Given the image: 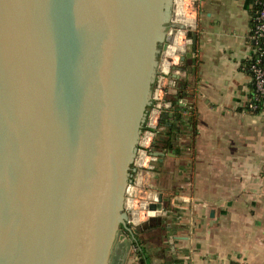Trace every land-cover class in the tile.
Returning a JSON list of instances; mask_svg holds the SVG:
<instances>
[{
  "label": "water",
  "instance_id": "obj_1",
  "mask_svg": "<svg viewBox=\"0 0 264 264\" xmlns=\"http://www.w3.org/2000/svg\"><path fill=\"white\" fill-rule=\"evenodd\" d=\"M175 5L0 0V264H109L137 231L125 191Z\"/></svg>",
  "mask_w": 264,
  "mask_h": 264
},
{
  "label": "crops",
  "instance_id": "obj_2",
  "mask_svg": "<svg viewBox=\"0 0 264 264\" xmlns=\"http://www.w3.org/2000/svg\"><path fill=\"white\" fill-rule=\"evenodd\" d=\"M254 4L196 2L190 55H181L169 84L182 116L163 117L158 167L141 177L163 195L165 211L161 222L133 233L151 264H264V106L249 110ZM133 234L122 229L109 264H139Z\"/></svg>",
  "mask_w": 264,
  "mask_h": 264
},
{
  "label": "built area",
  "instance_id": "obj_3",
  "mask_svg": "<svg viewBox=\"0 0 264 264\" xmlns=\"http://www.w3.org/2000/svg\"><path fill=\"white\" fill-rule=\"evenodd\" d=\"M196 2L193 0L192 6L196 13ZM176 18V16H175ZM174 33L171 42L165 51L164 58L160 61L157 81L152 89V103L149 113L144 123L139 139L138 150L132 165L131 179L125 191L124 208L128 213V225L135 229L148 222L154 217H163L165 211L162 206L160 192L153 184L141 181L143 172L155 171L158 167V158L155 154V145L158 134L162 130V119L168 113H174L176 104L170 97V87L175 85V75L179 71L177 67L180 57L186 53L193 39L188 36L189 30L196 28V19L192 29L187 25L174 19ZM179 34H183V44H178ZM255 44L256 53L250 59L249 69L253 75L254 96L249 103V109L259 111V102H264V0H255L252 9V30L250 37ZM157 204L156 209L151 205ZM132 251L137 255L138 247L131 245ZM139 262V257L137 255Z\"/></svg>",
  "mask_w": 264,
  "mask_h": 264
},
{
  "label": "trees",
  "instance_id": "obj_4",
  "mask_svg": "<svg viewBox=\"0 0 264 264\" xmlns=\"http://www.w3.org/2000/svg\"><path fill=\"white\" fill-rule=\"evenodd\" d=\"M249 65H250V63L248 62V67H249ZM262 65L264 66V59L262 60ZM263 106H264V102H259V108L261 109ZM249 110H251V109H249ZM179 111H180V108L178 107V105H176V110H175V112L172 115L174 119H176V118H177V120L181 119L182 114ZM251 111L252 112H257L258 110L257 111L251 110ZM163 121L165 122L166 119H163ZM189 121H191V123H189V125L191 124V126L194 127V129H195V123L192 122V121H195V120H193L192 116L189 119ZM165 134L167 136H170V132L169 131L165 132ZM123 229L126 230L125 228H123ZM133 236H134V238L132 240V243H133V245L138 247L137 255L139 257V264H151L150 255L148 254V251L146 250L145 247L142 246V244L144 243V241L142 240L143 238L140 236V234H133Z\"/></svg>",
  "mask_w": 264,
  "mask_h": 264
},
{
  "label": "bare ground",
  "instance_id": "obj_5",
  "mask_svg": "<svg viewBox=\"0 0 264 264\" xmlns=\"http://www.w3.org/2000/svg\"><path fill=\"white\" fill-rule=\"evenodd\" d=\"M174 1L176 3L175 20H178L180 23L187 25L186 27H188L189 29H192V26L195 21V11L193 10V6H192L193 0H174ZM187 1H189V3L191 2L190 3L192 7L191 11L185 10L187 8L189 9V5ZM177 43L183 44V34H179V41Z\"/></svg>",
  "mask_w": 264,
  "mask_h": 264
},
{
  "label": "rangeland",
  "instance_id": "obj_6",
  "mask_svg": "<svg viewBox=\"0 0 264 264\" xmlns=\"http://www.w3.org/2000/svg\"><path fill=\"white\" fill-rule=\"evenodd\" d=\"M187 3H188V5H189V9L187 8L188 10H187V9H185V10H186V11H191V9H192L191 4H190L191 2L189 3V1H187Z\"/></svg>",
  "mask_w": 264,
  "mask_h": 264
}]
</instances>
